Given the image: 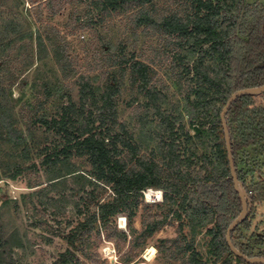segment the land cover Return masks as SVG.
Here are the masks:
<instances>
[{
    "label": "trees",
    "instance_id": "1",
    "mask_svg": "<svg viewBox=\"0 0 264 264\" xmlns=\"http://www.w3.org/2000/svg\"><path fill=\"white\" fill-rule=\"evenodd\" d=\"M41 1L51 15L59 14L67 3L87 1L84 15L76 16L74 25L69 24L71 30L91 27L114 12L132 9L135 11L133 27L144 26L166 35L169 43L175 45V50L171 51L175 66L180 68L178 77L188 82L186 108L191 125L197 127V133L192 135L180 121L182 114L177 117L165 109L167 95L153 82V68L148 62L135 55L127 57L125 47L116 51L109 45L106 51L110 61L130 69L132 85H136L145 97L142 124L146 130L143 133L148 139L157 140L155 148L142 153L136 132L119 120L117 99L121 81L116 75L108 77L101 90L95 86L94 76L81 73L79 102L70 98L61 106L59 116L50 117L38 108L32 114L31 125H45L62 138L40 151L41 163L51 164L55 169L64 159L87 157L92 165L90 172L86 175L81 168L73 166L70 174L92 179L100 187L110 190L108 194L89 192L88 201L80 210L83 220L66 235L69 247L51 264H72L73 261L79 264L78 250H82L87 258H93L94 254H89L86 246L96 237L95 244L98 245L103 230L106 237L127 242L128 234L114 225L116 217L124 213L128 221L134 218L143 193L150 187L163 190L168 212L159 218L143 220L141 231L130 241L131 250L141 245V239L146 241L166 225L177 205L174 215L179 222L180 234L172 241L164 240L165 243L172 242V250L161 244V251H170L171 256L190 253L189 264H209L195 248L197 235L207 227L205 235L210 237L213 264H264L235 254L226 238L229 225L240 215L243 205L234 184L221 118L224 106L235 91L264 85V3L257 0H186L184 10L164 12L157 8L155 0ZM42 42V36L38 35V44L42 45ZM45 92L40 108L53 93L48 87ZM262 98L264 93L242 95L227 113L236 171L251 203L246 218L233 229L232 239L248 257H264V235L252 233V240L245 241V230L251 225L249 215L255 203L264 200V179L247 181L248 172H254L264 164ZM7 110L0 102V139L8 120ZM207 124L211 131V152L184 154L182 138L185 136L184 142L188 143L203 137L207 133L203 129ZM8 133L13 138L23 137L10 129ZM195 163L199 165L198 169L193 166ZM245 165L252 167L246 171ZM18 173L10 177L16 178ZM65 174L52 178L43 190H51L55 182L52 180L66 178ZM49 200L53 202V198ZM187 226L191 227L190 239L184 232ZM1 239H5L3 231L0 232Z\"/></svg>",
    "mask_w": 264,
    "mask_h": 264
},
{
    "label": "rangeland",
    "instance_id": "2",
    "mask_svg": "<svg viewBox=\"0 0 264 264\" xmlns=\"http://www.w3.org/2000/svg\"><path fill=\"white\" fill-rule=\"evenodd\" d=\"M257 1L264 3V0ZM154 4L164 12L182 11L186 0H155ZM87 5V1L67 3L59 14L51 15L41 0H0V102L8 109V120L4 123L5 128L2 127L0 139V232L3 231L5 237L0 240V264H51L69 247L66 235L83 220L80 210L88 201L89 192H110L92 179L70 174L76 166L87 175L92 167L87 157L72 156L55 169L51 164H42L40 151L62 138L45 125H31L32 114L38 108L50 117L59 116L61 106L70 98L79 102L81 73L94 76L95 86L101 90L108 77L116 75L121 81L117 99L119 120L136 132L142 153H149L157 146V140L148 139L143 133L146 130L142 124L144 95L132 85L130 69L110 61L106 46H112L116 51L125 47L127 57L135 55L148 62L153 68V82L167 95L165 109L177 117L182 114L180 121L185 128L192 135L197 133L186 108L189 85L185 78L178 77L180 68L175 66L172 56L175 45L169 43L166 35L152 28L133 27L135 11L132 9L114 12L91 27L71 30L69 24L74 25L75 17L84 15ZM38 35L43 38L42 45L38 44ZM45 87L53 93L40 108ZM261 102L264 103V98ZM208 128L209 124L203 128L207 133L201 138L196 137L188 143L184 142L185 136L182 138L184 154L211 152ZM9 129L23 137L13 138ZM193 166L199 167L197 163ZM251 167L245 165L244 170ZM18 171L16 178L10 177ZM59 174H65L66 178L52 180L55 181L53 188L44 191L43 188ZM262 179L264 164L247 174L248 183ZM163 197L161 201L149 203L144 192L134 218L128 221L124 213L116 217L114 225L128 234V241L108 238L103 230L98 245L95 244L96 237L86 246L89 254H94L93 258H87L82 250L77 251L79 264H189L190 253L171 256L170 251L159 249L163 244L172 250L171 241L180 234L179 222L174 215L177 205L166 225L146 241L141 239V245L131 250L130 241L141 231L143 220L159 218L168 212ZM49 198H53V202ZM249 217L251 225L245 230V241L252 240V233L264 235V200L255 203ZM206 229L204 227L197 235L195 248L204 260L213 264ZM184 232L190 239L191 227L187 226ZM166 239L171 241L165 243ZM153 246L156 253L149 259L148 248Z\"/></svg>",
    "mask_w": 264,
    "mask_h": 264
},
{
    "label": "water",
    "instance_id": "3",
    "mask_svg": "<svg viewBox=\"0 0 264 264\" xmlns=\"http://www.w3.org/2000/svg\"><path fill=\"white\" fill-rule=\"evenodd\" d=\"M262 93H264V85L256 86V87L243 88V89L237 90L231 95L230 99L227 101V103L224 106L222 113H221V118H222V122H223V126H224L225 138H226V144H227V150H228V157H229L230 166H231V172H232V176L234 179L235 187L240 194V197L242 199V205H243L242 212L240 213V215L237 218H235L231 222V224L229 225V227L227 229V233H226V238H227V241L229 243V246L231 247L232 251L235 254H237L238 256H240V257H242L248 261L259 262V263H264V257H258V256L248 257L247 255L242 253L235 246L233 239H232L233 229L246 218V216L250 210L251 203L249 200V194H248L246 188L240 182V180L238 178L237 171H236V166H235L233 151H232V145H231V140H230V132H229L228 124H227V113H228L231 105L233 104V102L238 97L245 95V94H262Z\"/></svg>",
    "mask_w": 264,
    "mask_h": 264
},
{
    "label": "bare ground",
    "instance_id": "4",
    "mask_svg": "<svg viewBox=\"0 0 264 264\" xmlns=\"http://www.w3.org/2000/svg\"><path fill=\"white\" fill-rule=\"evenodd\" d=\"M145 195H146V201L147 202H157V201H161L162 199V190L160 188L157 187H150L148 190L145 191ZM149 252L147 254V256L149 257V259H151L155 253H156V248L150 247L148 248Z\"/></svg>",
    "mask_w": 264,
    "mask_h": 264
},
{
    "label": "built area",
    "instance_id": "5",
    "mask_svg": "<svg viewBox=\"0 0 264 264\" xmlns=\"http://www.w3.org/2000/svg\"><path fill=\"white\" fill-rule=\"evenodd\" d=\"M0 189H1V185H0Z\"/></svg>",
    "mask_w": 264,
    "mask_h": 264
}]
</instances>
